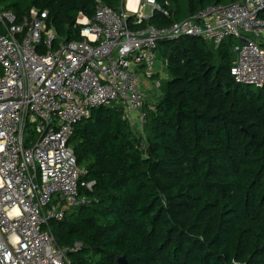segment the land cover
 I'll use <instances>...</instances> for the list:
<instances>
[{"label":"trees","instance_id":"1","mask_svg":"<svg viewBox=\"0 0 264 264\" xmlns=\"http://www.w3.org/2000/svg\"><path fill=\"white\" fill-rule=\"evenodd\" d=\"M162 10L129 28L168 27L206 7L241 0H157ZM122 0H0L18 19L48 12L61 42L80 39V13ZM264 16V11L261 12ZM231 36L161 40L168 78L144 128L120 104L77 123L73 145L88 202L52 221L71 264H264V86L238 83ZM160 78L157 70L152 76Z\"/></svg>","mask_w":264,"mask_h":264},{"label":"built area","instance_id":"2","mask_svg":"<svg viewBox=\"0 0 264 264\" xmlns=\"http://www.w3.org/2000/svg\"><path fill=\"white\" fill-rule=\"evenodd\" d=\"M122 0L121 11L99 4L80 13V39L61 42L48 12L18 19L0 6V264H71L53 233L66 209L88 202L70 143L75 125L102 106L120 104L141 129L147 121L138 73L157 70L161 40L197 36L216 45L238 43L231 73L238 83L264 86V0L217 3L168 27L129 28L149 19L157 0ZM126 7V8H125ZM168 14L165 10H162Z\"/></svg>","mask_w":264,"mask_h":264},{"label":"rangeland","instance_id":"3","mask_svg":"<svg viewBox=\"0 0 264 264\" xmlns=\"http://www.w3.org/2000/svg\"><path fill=\"white\" fill-rule=\"evenodd\" d=\"M144 12H145V15L150 16V14L152 12V7L148 6ZM236 45H237V41L234 40L233 51L235 53V57L237 55V53L235 51ZM163 62H164V60L158 57L156 60L155 69L160 71L159 81L164 85L169 76H168V72H167V67H166L165 63H163ZM138 76H139V80L142 83L145 101L155 103L158 100V96H160L162 94V88L157 87L155 81L152 78H149L148 76H146L144 71L139 72ZM253 89L256 90L258 88L256 86H253ZM136 129H137V127H136Z\"/></svg>","mask_w":264,"mask_h":264},{"label":"crops","instance_id":"4","mask_svg":"<svg viewBox=\"0 0 264 264\" xmlns=\"http://www.w3.org/2000/svg\"><path fill=\"white\" fill-rule=\"evenodd\" d=\"M136 1L137 0H132L131 2H130V4L128 5V8H130V9H132L133 7H135V5H136ZM126 8V7H125ZM145 13V12H144ZM153 14V11L151 12V14H150V16ZM149 16V17H150ZM150 103H152V102H150Z\"/></svg>","mask_w":264,"mask_h":264},{"label":"water","instance_id":"5","mask_svg":"<svg viewBox=\"0 0 264 264\" xmlns=\"http://www.w3.org/2000/svg\"><path fill=\"white\" fill-rule=\"evenodd\" d=\"M118 262H119L120 264H127V260H126L125 257H119V258H118Z\"/></svg>","mask_w":264,"mask_h":264}]
</instances>
